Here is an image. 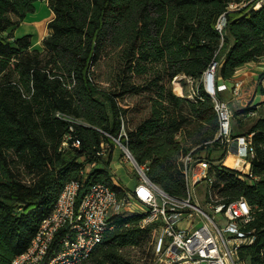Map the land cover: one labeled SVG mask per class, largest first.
Masks as SVG:
<instances>
[{"label": "trees", "instance_id": "trees-1", "mask_svg": "<svg viewBox=\"0 0 264 264\" xmlns=\"http://www.w3.org/2000/svg\"><path fill=\"white\" fill-rule=\"evenodd\" d=\"M38 1L47 2L54 18L42 46L34 48L32 35H14ZM249 1L0 0V264H11L27 250L67 183H80L78 203L98 183L126 196L129 191L114 182L110 168L115 140L148 168L152 183L172 196L184 194L179 157L224 149L216 140L214 102L203 89L210 65L218 63L217 85L232 80L239 67L264 60V5L229 10ZM116 51L123 69L111 90L102 86L96 67ZM134 76L145 81L135 84ZM175 81L196 96H178ZM263 81L264 67L258 77ZM146 93L149 111L122 134L129 122L122 98ZM216 97L223 101L221 92ZM263 106L264 101L233 114V120L254 119L245 133L254 150L249 174L221 164L225 149L217 160H206L219 199L244 198L251 209L253 220L242 230L255 240L240 249L245 264H264ZM252 111L257 118L249 116ZM145 217L111 218L112 229L80 264H134L121 251L143 245L151 233L141 228Z\"/></svg>", "mask_w": 264, "mask_h": 264}, {"label": "built area", "instance_id": "built-area-1", "mask_svg": "<svg viewBox=\"0 0 264 264\" xmlns=\"http://www.w3.org/2000/svg\"><path fill=\"white\" fill-rule=\"evenodd\" d=\"M252 2L254 9L264 5V0H250L244 4H231L229 10ZM225 23L222 15L216 25L218 32H222ZM217 67L218 63L212 62L203 81V89L212 98L218 117L216 140L229 152L234 150L246 164L254 157L252 136L233 135V113L227 102L216 97L221 90L215 84ZM207 76H211V85ZM240 85L241 82L235 84L234 94ZM195 96L192 91L191 99ZM249 116L257 118L258 111L250 112ZM115 141L122 147L124 162L132 166L138 177L134 195L128 192L124 198H119L107 184L98 183L91 186L78 203L80 183H67L27 250L11 264H80L90 257L106 232L112 229L110 219L128 213L146 214L141 228H151L156 257L153 264H243L239 258L240 249L255 240L242 230L253 220L251 209L244 198L226 203L215 197V178L209 174L208 161L198 160L194 165V150L181 157L185 194L172 196L152 183L146 175L148 168L136 163L128 149ZM73 146L78 148L80 142L75 140ZM93 167L94 164L87 167L86 172ZM198 169L201 171L197 172ZM200 184L206 187L205 208L197 199L196 187ZM134 205L145 209L133 212Z\"/></svg>", "mask_w": 264, "mask_h": 264}, {"label": "rangeland", "instance_id": "rangeland-1", "mask_svg": "<svg viewBox=\"0 0 264 264\" xmlns=\"http://www.w3.org/2000/svg\"><path fill=\"white\" fill-rule=\"evenodd\" d=\"M49 18H50L49 7H47V5L42 1L36 2L35 12L32 14H28L24 22L19 26V28L16 29L14 36L16 38H20L25 35H32V43L34 45V48H38L42 46L41 44H38V42L40 38L43 36L42 33H44L45 28L47 27L46 22L49 20ZM120 62L121 61L119 59L118 51H116V53H112V54H109L108 56L107 55L104 56L103 60L100 62L99 67L98 68L96 67V72L97 74H99L102 80V83H103L102 86L104 88H109L111 90L116 89V83L118 82L116 78L119 75L120 70L123 69V65H121ZM144 79H145L144 76H134L132 79V82L140 85L145 81ZM217 87H219L218 83H217ZM191 93L190 92L189 94L185 93L184 96L191 99L190 97ZM177 94L179 93L177 92ZM150 97L151 95H148V93H146V94H137V95L132 94V95H128L122 98L121 100L122 106H124L125 108H129V113L127 115V120H129V122L128 123L124 122V125L122 126V134L126 135L127 129L128 128L133 129L134 125L140 120L141 115L149 111V108H147V106H148ZM248 103L251 104V102H248ZM228 105L233 114L240 110V109L238 110L235 106H233L232 103H228ZM246 106L247 105L245 104L241 108L243 109ZM139 109L141 110L139 111ZM239 118L234 117V120H233L234 131L237 134L238 133L245 134L247 129L251 126L254 119L239 120ZM114 150H121L122 153L120 155L117 154V156L115 155L114 159L116 163L110 164L111 171L112 172L113 170L117 171L118 173L117 177L125 179L127 181V184L131 185L132 187L133 185L137 183V176L135 175L136 173H134V171H131L132 166L129 163L122 162V159L124 160L125 156L122 151V147L118 142H116V147L114 148ZM215 150H218V149L217 148L216 149L207 148L200 152H196L193 164L195 165L198 160H209L210 162L215 161L216 160L215 157L219 154L218 152H215ZM209 151L211 152L214 151L215 153L211 155ZM107 156H108V151H106L105 153V157ZM180 158L181 157H179V160ZM238 170H240L239 172L242 173V168L241 169L238 168L237 171ZM200 171H201L200 169L197 170V172H200ZM22 176L24 178L25 175L23 174ZM28 179L29 178L27 177V180ZM200 191L201 190H199L198 192ZM214 195L216 198H219L217 195L216 189H214ZM197 197H198V200L201 206L205 208L206 205L204 203L203 193H197ZM144 209H145L144 206L134 205L132 211L141 212V211H144ZM142 244H143L142 246L126 247L121 251V254L124 255L130 261H132L134 264H153L155 262L156 257L154 254V238H153L152 232L149 233V235L145 236V239Z\"/></svg>", "mask_w": 264, "mask_h": 264}, {"label": "crops", "instance_id": "crops-1", "mask_svg": "<svg viewBox=\"0 0 264 264\" xmlns=\"http://www.w3.org/2000/svg\"><path fill=\"white\" fill-rule=\"evenodd\" d=\"M42 2H44L48 7V4L46 1H42ZM53 18H54V14L50 10V18L46 22V24H48ZM45 32H46V34H45ZM42 34H43V36L40 38L38 44H41L42 40L47 36V34H48L47 27L45 28V31ZM263 67H264V60L262 59L258 63L247 64V65H243V66L239 67L232 80H230V81L220 80L218 82V85L221 88L220 92H221V96H222L223 101H227L228 103H232V105L235 106L238 110L239 109L241 110L242 109L241 107H243L245 104L246 105H257V104L263 102L264 101V94L262 93L261 90L264 89V81L261 83L258 82L259 73L263 70ZM237 82H241V85H240V87L237 88V94H234V88H235V84ZM181 89H182V94H177V92H175L176 91L175 87H174V92L178 96L184 97L185 92L183 91L182 87H181ZM248 102H251V104H249ZM232 133H233V135H237V133L233 130V128H232ZM240 135H243V134H240ZM224 149L227 151V153H226V157L221 162V164L227 168L237 170L238 168H235V167L232 168L231 166H227L225 164V161L227 160V158L229 156H236L234 150L229 152L227 148H224ZM224 149L219 148L218 150H215V152L219 153L215 157L216 160L223 154ZM215 152L213 151L211 153V155ZM121 153H122L121 150H114L113 151L111 164L116 163L115 159H114L115 155L117 156V154L120 155ZM194 157H195V155H194ZM122 162L124 163L123 159H122ZM216 163H218V162H216ZM241 163H242V166L244 168L248 166V170L247 171L242 170V173L243 174H249L250 168H251V163L246 162V164H244L243 161ZM131 171H133V169ZM238 171H240V170H238ZM112 173H114L113 175L115 176L113 179L114 182L116 184L122 185L123 188H125L129 191L130 194L134 195V189H135L136 185L138 184V177H137V183L131 187V185L127 184V181L125 179L117 177V174H118L117 171L113 170ZM199 190H201L202 192L201 191L198 192ZM196 192L197 193H203V195L206 196L205 185H203V184L198 185L196 187ZM184 194H185V192H184ZM197 199H198V197H197ZM204 200H205V197H204ZM141 212H143V211H141ZM242 263L245 264L244 262H242Z\"/></svg>", "mask_w": 264, "mask_h": 264}, {"label": "bare ground", "instance_id": "bare-ground-1", "mask_svg": "<svg viewBox=\"0 0 264 264\" xmlns=\"http://www.w3.org/2000/svg\"><path fill=\"white\" fill-rule=\"evenodd\" d=\"M209 82H210L209 84L211 85V76L209 77ZM174 86L176 88V91L179 94H182V89H181V87H180V85H179V83L177 81L174 82ZM241 162L242 161L238 157H236V156H229L227 158V160L225 161V164L227 166H231L232 168L233 167L240 168V169L242 168L243 171H247L248 170V166L244 168L242 166V163Z\"/></svg>", "mask_w": 264, "mask_h": 264}, {"label": "water", "instance_id": "water-1", "mask_svg": "<svg viewBox=\"0 0 264 264\" xmlns=\"http://www.w3.org/2000/svg\"><path fill=\"white\" fill-rule=\"evenodd\" d=\"M207 80H209V76H207Z\"/></svg>", "mask_w": 264, "mask_h": 264}]
</instances>
